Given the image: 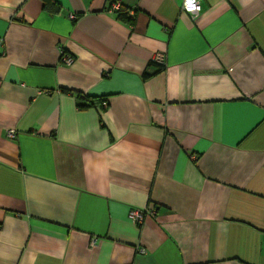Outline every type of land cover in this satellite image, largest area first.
Returning <instances> with one entry per match:
<instances>
[{"label":"crops","instance_id":"0c3cea01","mask_svg":"<svg viewBox=\"0 0 264 264\" xmlns=\"http://www.w3.org/2000/svg\"><path fill=\"white\" fill-rule=\"evenodd\" d=\"M51 1L0 0V264H264V0Z\"/></svg>","mask_w":264,"mask_h":264},{"label":"built area","instance_id":"2783aa9c","mask_svg":"<svg viewBox=\"0 0 264 264\" xmlns=\"http://www.w3.org/2000/svg\"><path fill=\"white\" fill-rule=\"evenodd\" d=\"M202 0H181L182 11L193 19L197 18L202 10ZM111 10L113 12H119L121 10V6L119 3H112ZM61 64L65 66H72L75 62V58L64 49H61ZM153 63H156L161 66H166V61L162 56H157L153 59ZM106 103L102 106L105 108ZM10 137L13 136V132H10ZM157 212L152 209H137L131 213V218L134 220L136 224H141L147 216L155 217Z\"/></svg>","mask_w":264,"mask_h":264},{"label":"trees","instance_id":"16d2710c","mask_svg":"<svg viewBox=\"0 0 264 264\" xmlns=\"http://www.w3.org/2000/svg\"><path fill=\"white\" fill-rule=\"evenodd\" d=\"M43 2H44V4H45V8H47V9H49V8H51V6L53 5V3H52V1L51 0H43ZM118 17H119V19L121 20V21H123V22H126V23H128V24H133L134 22H133V20L130 18V16H129V12H128V10L127 9H125V8H122L119 12H118ZM153 65H158V64H156V63H153ZM158 66H160V69H162V68H164L163 66H161V65H158ZM145 78H147V77H150V76H152L151 74H149V73H145ZM63 92H65V93H68L69 91L67 90V89H63ZM75 95H77V100H78V102H79V109H88V108H91V107H94V106H96V102L94 101V99H92V98H90V97H88V96H86V97H84V100L85 101H83V98H82V96L80 95V94H75ZM106 98H100V99H98V103H100V104H104V103H106L107 104V102H106ZM104 108V107H103ZM105 109V108H104Z\"/></svg>","mask_w":264,"mask_h":264}]
</instances>
